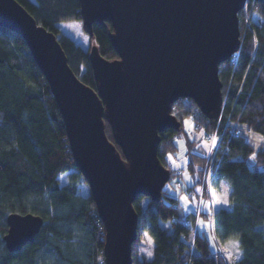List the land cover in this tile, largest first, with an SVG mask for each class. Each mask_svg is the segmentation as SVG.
Listing matches in <instances>:
<instances>
[{
  "label": "trees",
  "instance_id": "trees-1",
  "mask_svg": "<svg viewBox=\"0 0 264 264\" xmlns=\"http://www.w3.org/2000/svg\"><path fill=\"white\" fill-rule=\"evenodd\" d=\"M17 1L58 37L72 70L97 90L90 50L77 45L59 27L62 22L82 21L80 1ZM254 3L261 19L247 24L243 10L239 13L241 48L220 65L224 98L220 118L208 119L192 99L181 98L172 108L181 128L160 133L158 149L171 179L176 177L167 156L178 150L184 134L188 168L193 174L198 168V184L207 194L203 172L211 158L199 152L203 148L189 139V132L203 128L220 138L211 185L214 192L227 181L231 191L227 206L212 212V230L221 245L239 241L241 257L232 264H264V140L257 144L243 134L247 131L264 137V2ZM112 31V24L106 21L95 24L90 37V46L96 45L101 56L110 61L119 58L109 37ZM188 117L194 120L189 132L184 126ZM105 125L109 140L115 143L107 119ZM194 187H188L190 195ZM134 207L139 238L132 247L133 264H228L194 228L206 214L184 216L179 200L167 186L159 202L140 195ZM14 213L32 214L44 221L35 239L19 252L8 251L4 242L7 219ZM162 224H169L171 230ZM146 234L154 242L150 259L141 244ZM104 246V224L90 185L76 166L49 83L24 39L0 27V264H103Z\"/></svg>",
  "mask_w": 264,
  "mask_h": 264
},
{
  "label": "water",
  "instance_id": "water-1",
  "mask_svg": "<svg viewBox=\"0 0 264 264\" xmlns=\"http://www.w3.org/2000/svg\"><path fill=\"white\" fill-rule=\"evenodd\" d=\"M79 1L85 32L91 37L95 24L109 21L119 56L107 60L91 46L97 90L72 70L58 37L17 0H0V27L24 39L49 83L105 227L102 263L133 264L139 238L134 201L142 195L159 202L171 180L158 157L160 133L181 128L172 113L181 98L192 99L208 119L220 118V65L241 48L239 13L248 0ZM7 222L10 252L31 243L44 224L39 216L16 213Z\"/></svg>",
  "mask_w": 264,
  "mask_h": 264
},
{
  "label": "rangeland",
  "instance_id": "rangeland-1",
  "mask_svg": "<svg viewBox=\"0 0 264 264\" xmlns=\"http://www.w3.org/2000/svg\"><path fill=\"white\" fill-rule=\"evenodd\" d=\"M34 1V0H33ZM256 0H249L248 4V10L244 14V20L247 22V24L251 23L252 21L260 20V16L255 12L254 2ZM252 7V11L250 12V8ZM60 29L62 30L63 34L74 40V42L77 45H80L81 47L85 49L91 48L90 46V37L85 32L83 27L82 21H72V22H62L59 24ZM186 122H190L186 123ZM194 120L192 117L186 118L184 121L185 129L189 132L190 129L193 127ZM195 129L193 132H189V139L192 141L200 143L201 147L203 148L199 152L203 155L210 156L211 160L215 157V154L217 152L219 144V139L216 136V134H207L205 130ZM249 139L254 141L257 144L263 143V140H261L259 137H256L250 133H247V131H244L243 133ZM216 138V142L212 143V138ZM205 142H207V146H205ZM196 150V148H195ZM198 151V150H196ZM173 160L169 159V155L167 156L169 166L172 171L177 173L178 175L174 178H172L169 183L166 185L167 188L171 191V193L176 196V198L179 200V203L182 207V214L184 216H188L191 213H200L204 212L206 214L205 216H201L198 219V222L194 226V228L199 231L201 234L205 235L211 245V248L213 250H217L225 261L228 264H232L235 260L239 258V251L237 252L236 249L232 248L230 244L227 245H221L218 243V241L215 238V235L212 230V212L214 209H217L220 206H227V204L218 203L216 202V197L220 196L221 193H223L224 188L215 190L212 194H204L203 186L198 182L201 180V177L197 171L195 174H193L189 168H188V149L186 145V139L184 137V134L181 135L180 140L178 141V150L175 153H170ZM252 164V160L249 161ZM211 161L206 162L205 168L207 165H209ZM204 168V169H205ZM261 169V168H260ZM203 178H204V172H203ZM195 185V191L193 194H189L188 187ZM226 188L228 190H231V186L227 181H225ZM200 191H197V190ZM207 192V191H206ZM183 196H188L190 198L189 203H185V201L182 199ZM205 204H208L211 208V214H209L208 209L204 207ZM203 221V223H201ZM168 231L171 230L169 224H162ZM150 237L148 234L145 235L142 244V250L145 254L148 255V252H151L153 255V246L154 242L149 244L147 243V239ZM152 239V237H151ZM153 241V239H152Z\"/></svg>",
  "mask_w": 264,
  "mask_h": 264
},
{
  "label": "snow or ice",
  "instance_id": "snow-or-ice-1",
  "mask_svg": "<svg viewBox=\"0 0 264 264\" xmlns=\"http://www.w3.org/2000/svg\"><path fill=\"white\" fill-rule=\"evenodd\" d=\"M186 123L190 124V122H186ZM260 139L264 140V137H261ZM215 142H216V138L213 137L212 138V143H215ZM205 146H207V142H205ZM252 158L255 159V156H253ZM169 159L173 160V163L175 162L174 159L172 158L171 154H169ZM197 191H200V190L198 189ZM227 195H228V189H224L223 193H221L220 196L216 197V202L223 203V204H228V202H229L228 199L226 201H225V199H223V197L227 198ZM182 199L185 201V203H189L190 202V198L188 196H183ZM204 207L206 209H208L209 214H211L210 206L208 204H205ZM201 223H203V221ZM147 243H149V244L153 243L151 237H148ZM230 245H231L232 248L236 249L237 252L239 251V241L238 240L230 241ZM148 254L151 255V252H148Z\"/></svg>",
  "mask_w": 264,
  "mask_h": 264
},
{
  "label": "built area",
  "instance_id": "built-area-1",
  "mask_svg": "<svg viewBox=\"0 0 264 264\" xmlns=\"http://www.w3.org/2000/svg\"><path fill=\"white\" fill-rule=\"evenodd\" d=\"M248 1H247L246 5H245V8L243 9L245 11V13L247 12L248 7H249ZM218 139H219V144H220L221 143L220 142V138H218ZM220 146L218 147L217 152H218ZM217 152L215 154V157L212 160H209V161H211V163L209 165H207V167L204 169V183L207 184V188H208L207 191H208L209 195L213 193V189H212V185H211V178H212L211 175H212L213 165H214L215 161L217 160V158H216ZM219 254H222V252L219 253Z\"/></svg>",
  "mask_w": 264,
  "mask_h": 264
},
{
  "label": "crops",
  "instance_id": "crops-1",
  "mask_svg": "<svg viewBox=\"0 0 264 264\" xmlns=\"http://www.w3.org/2000/svg\"><path fill=\"white\" fill-rule=\"evenodd\" d=\"M226 187V185H225V182L223 181V182H221L220 183V185H219V189H222V188H225ZM231 190H228V194H229V192H230ZM227 198H228V195H227ZM221 207V206H220ZM241 257V254H239V258Z\"/></svg>",
  "mask_w": 264,
  "mask_h": 264
},
{
  "label": "clouds",
  "instance_id": "clouds-1",
  "mask_svg": "<svg viewBox=\"0 0 264 264\" xmlns=\"http://www.w3.org/2000/svg\"><path fill=\"white\" fill-rule=\"evenodd\" d=\"M224 189H227V188L225 187ZM223 199H225V201L227 200L226 197H223ZM151 257H152V253H151V255L148 254V258L150 259Z\"/></svg>",
  "mask_w": 264,
  "mask_h": 264
}]
</instances>
